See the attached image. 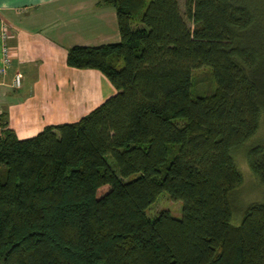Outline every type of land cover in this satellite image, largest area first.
<instances>
[{
  "label": "trees",
  "instance_id": "trees-1",
  "mask_svg": "<svg viewBox=\"0 0 264 264\" xmlns=\"http://www.w3.org/2000/svg\"><path fill=\"white\" fill-rule=\"evenodd\" d=\"M97 4L119 39L72 45L65 63L115 92L27 138L0 113V264H264V202L234 225L230 200L231 150L264 112V0ZM246 156L264 185V146ZM163 191L180 218L147 216Z\"/></svg>",
  "mask_w": 264,
  "mask_h": 264
},
{
  "label": "crops",
  "instance_id": "crops-1",
  "mask_svg": "<svg viewBox=\"0 0 264 264\" xmlns=\"http://www.w3.org/2000/svg\"><path fill=\"white\" fill-rule=\"evenodd\" d=\"M98 0H0L1 46L10 65L0 74V113L18 138L45 125L73 122L115 92L96 69L67 66L72 45H98L119 39L115 13ZM14 72L21 86L10 87Z\"/></svg>",
  "mask_w": 264,
  "mask_h": 264
},
{
  "label": "rangeland",
  "instance_id": "rangeland-1",
  "mask_svg": "<svg viewBox=\"0 0 264 264\" xmlns=\"http://www.w3.org/2000/svg\"><path fill=\"white\" fill-rule=\"evenodd\" d=\"M184 3L185 0H179L182 9L184 8ZM199 87L204 90L213 88L214 84L211 81L204 80ZM193 94H195L194 91ZM252 145L264 146V112L260 117L259 127L256 133L240 147L231 150V155L242 175L241 185L230 194L233 207L231 223L234 225L240 223L242 211L247 205L254 202H264V185L251 170L246 156L247 150ZM164 210L169 211L172 216L180 218L182 215V201L180 199L171 198L168 192L163 191L157 196L156 200L147 207L146 214L149 217H154Z\"/></svg>",
  "mask_w": 264,
  "mask_h": 264
},
{
  "label": "built area",
  "instance_id": "built-area-1",
  "mask_svg": "<svg viewBox=\"0 0 264 264\" xmlns=\"http://www.w3.org/2000/svg\"><path fill=\"white\" fill-rule=\"evenodd\" d=\"M2 28L3 27H1L0 37L5 38V32L3 31ZM1 53H2V58H1V64H0V74H3L10 65L9 49L6 46V44H2ZM21 78L22 77L19 73L14 72L11 77L10 87L13 89L19 88L21 86Z\"/></svg>",
  "mask_w": 264,
  "mask_h": 264
}]
</instances>
